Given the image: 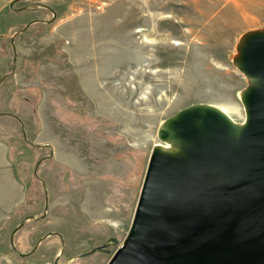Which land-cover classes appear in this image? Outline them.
I'll use <instances>...</instances> for the list:
<instances>
[{
	"label": "rangeland",
	"instance_id": "374dc122",
	"mask_svg": "<svg viewBox=\"0 0 264 264\" xmlns=\"http://www.w3.org/2000/svg\"><path fill=\"white\" fill-rule=\"evenodd\" d=\"M11 1L0 0V80L10 73L0 85V113L21 118L29 141L53 147L37 170L47 216L27 222L16 245L27 253L59 232L58 264H107L129 232L151 152L166 145L158 138L166 119L205 104L243 122L248 80L233 58L242 34L264 27V0H26L15 7L31 9L19 13ZM37 3L56 19L19 33L52 19ZM0 144L24 187L22 203L0 225V264H54L58 236L25 258L10 245L16 225L43 212L34 169L50 150L26 144L21 124L7 115H0ZM111 238L118 244L106 252L79 257Z\"/></svg>",
	"mask_w": 264,
	"mask_h": 264
},
{
	"label": "water",
	"instance_id": "95a60500",
	"mask_svg": "<svg viewBox=\"0 0 264 264\" xmlns=\"http://www.w3.org/2000/svg\"><path fill=\"white\" fill-rule=\"evenodd\" d=\"M26 0H13L9 9L24 12L31 7H15ZM53 15L50 21L35 19L32 24H51L56 19L53 8L35 4ZM18 33H16L17 35ZM11 36L14 73L17 52ZM237 69L253 80L244 90L246 121L237 127L215 106L196 104L166 119L158 138L171 135L180 141L177 153L154 146L141 186L129 232L107 264H264V27L242 34L233 58ZM8 77L0 80V85ZM16 118L23 139L35 149L50 150L39 160L34 175L45 189V202L40 217L23 218L10 234L12 251L20 257L32 256L48 237L58 236L60 251L64 239L59 232L42 236L27 253L15 241L17 233L29 221L42 220L49 207L44 181L37 175L39 166L53 157V147L27 139L21 118L13 113H0ZM107 243L81 254L106 252Z\"/></svg>",
	"mask_w": 264,
	"mask_h": 264
},
{
	"label": "crops",
	"instance_id": "0c3cea01",
	"mask_svg": "<svg viewBox=\"0 0 264 264\" xmlns=\"http://www.w3.org/2000/svg\"><path fill=\"white\" fill-rule=\"evenodd\" d=\"M23 193L24 187L9 160L8 150L0 144V225L9 222L24 199Z\"/></svg>",
	"mask_w": 264,
	"mask_h": 264
},
{
	"label": "bare ground",
	"instance_id": "6f19581e",
	"mask_svg": "<svg viewBox=\"0 0 264 264\" xmlns=\"http://www.w3.org/2000/svg\"><path fill=\"white\" fill-rule=\"evenodd\" d=\"M247 80H248V85H251L253 83V80L250 79L249 77H247ZM240 100H242V103H243V100H244V90H243L242 93H240ZM243 106H244V104H243ZM215 107H216V109L218 111H220L225 116H227L229 118V120L232 121L237 127H241V126L244 125V123L246 121V113H245V117L243 119V122L236 123L235 120H233V118L230 115H228V113H227L228 111L226 109L221 108V107H218V106H215ZM232 111L234 112L235 110H232ZM244 112H245V109H244ZM165 123L162 125V127L163 126L165 127L167 125V123L166 124ZM163 141L166 142V145H162V144H160L158 142L155 146L158 147V148H160V149H162V150H164V151L173 152V153H177L180 150V141L177 140V139H175L174 136L171 135L169 138H167V140H163Z\"/></svg>",
	"mask_w": 264,
	"mask_h": 264
},
{
	"label": "flooded vegetation",
	"instance_id": "af4514ba",
	"mask_svg": "<svg viewBox=\"0 0 264 264\" xmlns=\"http://www.w3.org/2000/svg\"><path fill=\"white\" fill-rule=\"evenodd\" d=\"M13 57H14V55H13ZM16 63H17V62H16ZM15 68H16V67H15ZM12 71H13V69H12ZM7 75H8V77H9L10 73L7 74ZM8 77H7V78H8ZM7 78H6V79H7ZM18 122H19V121H18ZM19 123H20V122H19ZM115 240H117V238H115ZM117 241H118V240H117ZM105 250H109V249H105Z\"/></svg>",
	"mask_w": 264,
	"mask_h": 264
}]
</instances>
